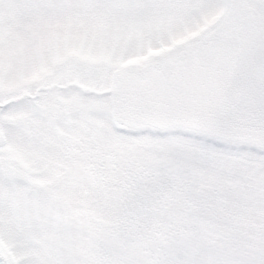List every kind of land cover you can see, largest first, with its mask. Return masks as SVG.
<instances>
[{
	"label": "snow or ice",
	"instance_id": "6c2138e0",
	"mask_svg": "<svg viewBox=\"0 0 264 264\" xmlns=\"http://www.w3.org/2000/svg\"><path fill=\"white\" fill-rule=\"evenodd\" d=\"M0 264H264V0H0Z\"/></svg>",
	"mask_w": 264,
	"mask_h": 264
}]
</instances>
